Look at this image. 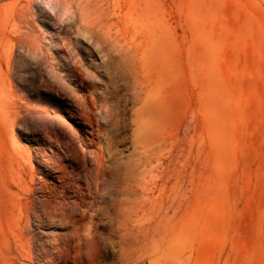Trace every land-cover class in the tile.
I'll return each instance as SVG.
<instances>
[{
  "label": "rangeland",
  "instance_id": "1",
  "mask_svg": "<svg viewBox=\"0 0 264 264\" xmlns=\"http://www.w3.org/2000/svg\"><path fill=\"white\" fill-rule=\"evenodd\" d=\"M87 1L0 0V264H264V0Z\"/></svg>",
  "mask_w": 264,
  "mask_h": 264
},
{
  "label": "bare ground",
  "instance_id": "2",
  "mask_svg": "<svg viewBox=\"0 0 264 264\" xmlns=\"http://www.w3.org/2000/svg\"><path fill=\"white\" fill-rule=\"evenodd\" d=\"M82 2H83V0H80V3H82ZM107 2H109V0H88L87 1V4L83 7L82 13H80L81 14L80 15L81 16V19L80 20L82 21V23H84V25H85L84 28L88 32H90V33H92L93 35L96 36L95 43L98 44V43L106 42L108 44L107 47L104 49L105 51L108 50V52L106 51L107 61L108 62H113V61H115V59L113 58L114 56H116L117 58H119L120 56H122V53L120 51V47H122V45H120V37L119 36H114L113 37V35L110 33L111 32V30H109L110 27L106 23H104V20H105L104 11H101L100 13L98 11L99 14L98 15H95V16L92 15L94 13L88 12L89 9H91L92 12H96L98 9L105 7L104 5ZM107 26H108V28H107ZM65 44L67 46L70 43H65ZM62 48L64 49L65 47L63 46ZM77 49L79 51H81L80 48H77ZM82 49H84V48H82ZM102 51L103 50H101V53H102ZM88 53H92V51L91 50H88ZM76 67H77V65H76ZM73 73H75V72L73 71ZM76 75L77 74H75V76ZM135 82L137 83V90H136V88L135 89L133 88V91H136V92H134L133 98L136 99L135 100L136 102L145 101V103H146V101H149L151 99L150 96L152 95V86L149 85V84H147L144 80H142L141 79V76L139 74H136V76H135ZM84 86L85 85L83 84V87ZM118 95H119V93H118ZM118 95H117V107H120L119 106L120 99H121V97L123 95L122 96L121 95L118 96ZM131 98H132V96H131ZM133 121H136V123L138 124V126L137 125L136 126L141 131V127L145 123H148V117H146L144 114L141 113V109H138L137 112H136V116L134 117V120ZM138 129H136V131ZM138 132L139 131H137L136 134H138Z\"/></svg>",
  "mask_w": 264,
  "mask_h": 264
}]
</instances>
